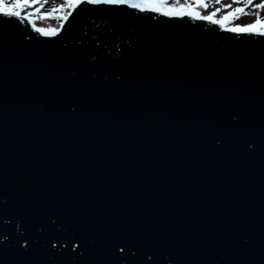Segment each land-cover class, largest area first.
Here are the masks:
<instances>
[{
  "label": "water",
  "instance_id": "1",
  "mask_svg": "<svg viewBox=\"0 0 264 264\" xmlns=\"http://www.w3.org/2000/svg\"><path fill=\"white\" fill-rule=\"evenodd\" d=\"M0 264H264V37L0 17Z\"/></svg>",
  "mask_w": 264,
  "mask_h": 264
},
{
  "label": "snow or ice",
  "instance_id": "2",
  "mask_svg": "<svg viewBox=\"0 0 264 264\" xmlns=\"http://www.w3.org/2000/svg\"><path fill=\"white\" fill-rule=\"evenodd\" d=\"M45 3L48 0H44ZM215 3H220V0H214ZM239 2V0H235ZM40 3V0H11L9 3L8 0H0V17L4 18H15L16 20L27 22L32 29L45 37H55L59 32V28H43L37 27L33 16L39 13L40 9L36 8L35 12H26V8H33ZM247 4L251 5L252 0H247ZM81 5H92L94 8H104V9H133L139 13H152L156 15H162L168 18H184L189 17L193 20L206 21L213 25H218L222 29L235 33L237 36L241 34L260 36L264 37V19H261L259 15L256 16L254 22L246 25H235L226 27L228 22L231 19H238L236 13H244V8L238 7L234 12H228L223 17L217 19V13L220 12V9L217 8L215 11L210 12L208 15H203L196 9L198 7L207 8L208 5L205 0H195V6L193 4L187 5H172L168 4V0H65V3L59 5L58 7H52L50 12L44 13L41 16V19H59L62 22L67 21L69 16L72 15V12L78 9ZM226 8H230L231 5H225ZM256 9H264V0H261L260 3L255 4ZM65 10H67L65 12ZM58 12H65L64 15L56 16ZM63 27V24L61 25ZM237 117H234L236 119ZM249 147H252V144H249ZM7 239V237H4ZM244 244H247V240L243 241ZM65 246V245H62ZM68 246V245H67ZM20 247L24 250L29 248V241L24 240L23 244ZM52 248H55L56 245L52 244ZM80 247L79 244L71 243V248L75 249ZM120 252H124L125 248L122 246L119 247ZM149 260L152 259V256L148 257Z\"/></svg>",
  "mask_w": 264,
  "mask_h": 264
},
{
  "label": "flooded vegetation",
  "instance_id": "3",
  "mask_svg": "<svg viewBox=\"0 0 264 264\" xmlns=\"http://www.w3.org/2000/svg\"><path fill=\"white\" fill-rule=\"evenodd\" d=\"M261 0H252V4L250 6H246V11L243 15L240 16V20H244V23H249L248 21H252L256 19V16L259 15V17H262L261 19H264V9H256L254 7L255 4L260 3ZM247 0H239V2H235V0H220V3H214V9L216 10L219 8L221 12H225L229 9H232L236 5H242L246 4ZM231 4L230 8H226L225 5ZM240 23V22H238Z\"/></svg>",
  "mask_w": 264,
  "mask_h": 264
},
{
  "label": "bare ground",
  "instance_id": "4",
  "mask_svg": "<svg viewBox=\"0 0 264 264\" xmlns=\"http://www.w3.org/2000/svg\"><path fill=\"white\" fill-rule=\"evenodd\" d=\"M42 0H40V2H41ZM57 0H54V2H56ZM8 2L10 3L11 2V0H8ZM181 2V0H170L169 2H168V4L170 5V6H172V5H177V4H179ZM49 5H51L52 3H53V1H52V3L48 0V2H47ZM183 3H187V2H183ZM40 4H37L36 6H34L33 8H26L25 9V11L26 12H35V9L36 8H39L40 6H39ZM40 9V11H39V13H37V14H35L34 16H33V20L35 21V23H36V26H38V27H43V28H59V26H60V22H61V20H57L56 22H53V21H51V23L50 24H48L47 22H44V20L43 19H41V16L45 13H43L42 12V9L41 8H39ZM67 10H65V12H66ZM65 12L63 13V14H65ZM40 14H42V15H40ZM60 21V22H59Z\"/></svg>",
  "mask_w": 264,
  "mask_h": 264
},
{
  "label": "rangeland",
  "instance_id": "5",
  "mask_svg": "<svg viewBox=\"0 0 264 264\" xmlns=\"http://www.w3.org/2000/svg\"><path fill=\"white\" fill-rule=\"evenodd\" d=\"M51 3H52V1H53V3L51 4V5H49L48 3H45L44 2V0H42L39 4V8H41L42 9V12L44 13H47V12H50L51 11V8L52 7H58L59 5H61V4H63V3H65V0H57L56 2H54V0H49ZM62 13H64V12H58V13H56L55 15L56 16H60V15H62ZM44 20V22H47L48 24H50L51 23V21H53V22H56L58 19H43Z\"/></svg>",
  "mask_w": 264,
  "mask_h": 264
}]
</instances>
